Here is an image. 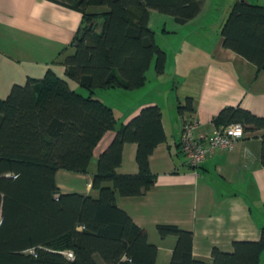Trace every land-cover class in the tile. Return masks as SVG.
I'll return each mask as SVG.
<instances>
[{
    "label": "trees",
    "instance_id": "1",
    "mask_svg": "<svg viewBox=\"0 0 264 264\" xmlns=\"http://www.w3.org/2000/svg\"><path fill=\"white\" fill-rule=\"evenodd\" d=\"M53 1L82 13L63 64L87 92L48 68L0 98V264H155L157 245L116 197L140 195L154 182L148 157L166 136L158 104L142 106L99 152L91 181L96 195L61 191L55 174L58 168L86 172L100 138L114 128L113 108L98 89L139 87L151 63L163 72L166 52L148 23L150 9L183 23L202 0ZM220 32L223 46L264 70V3L235 0ZM177 108L192 112V98ZM212 120L216 127L239 122L245 134L264 126V116L239 104L222 107ZM126 141L137 143L134 173L115 169ZM259 159L264 167V134ZM155 228L161 237H176L168 264H260L264 250V227L257 239H234L231 250L214 245L209 261L194 257L191 230L175 223Z\"/></svg>",
    "mask_w": 264,
    "mask_h": 264
},
{
    "label": "crops",
    "instance_id": "2",
    "mask_svg": "<svg viewBox=\"0 0 264 264\" xmlns=\"http://www.w3.org/2000/svg\"><path fill=\"white\" fill-rule=\"evenodd\" d=\"M232 3L213 14L216 3L202 0L200 11L183 23L151 8L149 25L153 29L156 23L161 25L158 37L154 31L166 52L163 72L157 73L151 63L139 87L98 89L96 94L113 108L114 128L100 138L86 172L56 170L61 191L96 195L91 181L99 152L142 106L158 104L166 136L148 157L154 182L140 195L116 197L117 204L157 245L155 264H168L176 240L174 235L161 237L157 223L191 230L194 257L207 261L214 245L231 250L234 239H257L264 227V167L259 159L264 126L247 131L230 147L216 148L196 167L186 163L179 148L188 118L198 120L194 133L202 137L216 128L212 119L226 105L239 104L264 116V70L222 44L220 28ZM81 18V11L53 0H0V98L13 84H23L29 76L41 78L48 68L66 78L70 87L82 90L65 75L63 64L73 50L71 41ZM187 96L194 110L181 112L178 103ZM136 149V142H124L117 172H137Z\"/></svg>",
    "mask_w": 264,
    "mask_h": 264
},
{
    "label": "built area",
    "instance_id": "3",
    "mask_svg": "<svg viewBox=\"0 0 264 264\" xmlns=\"http://www.w3.org/2000/svg\"><path fill=\"white\" fill-rule=\"evenodd\" d=\"M197 126L198 120L196 118L187 119L182 126L179 137L180 151L185 156L186 163L191 167L198 166L216 148L230 147L235 139L245 135L239 122H231L216 127L210 134L202 137H198L194 133ZM66 253L69 257L72 256L70 251Z\"/></svg>",
    "mask_w": 264,
    "mask_h": 264
},
{
    "label": "rangeland",
    "instance_id": "4",
    "mask_svg": "<svg viewBox=\"0 0 264 264\" xmlns=\"http://www.w3.org/2000/svg\"><path fill=\"white\" fill-rule=\"evenodd\" d=\"M211 1H213L214 3H216V9H213V14L214 13H216L218 10H220L221 9V7L222 6H224L225 5V3H232V2H234L235 0H211ZM210 16H211V14H210ZM169 23V22H168ZM168 26V25H167ZM159 28H161V25L160 24H158V23H156L155 25H154V29L156 30V37H158V33H159ZM82 89V91H84L85 93L87 92L86 91V89L85 88H81ZM255 213H257L256 211H255ZM264 256V250H263V252H262V257ZM260 264H263V261L260 263Z\"/></svg>",
    "mask_w": 264,
    "mask_h": 264
}]
</instances>
